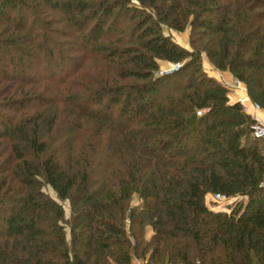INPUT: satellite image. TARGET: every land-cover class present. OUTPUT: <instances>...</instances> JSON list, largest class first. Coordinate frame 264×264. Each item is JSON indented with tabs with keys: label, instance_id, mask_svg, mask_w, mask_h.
<instances>
[{
	"label": "trees",
	"instance_id": "trees-1",
	"mask_svg": "<svg viewBox=\"0 0 264 264\" xmlns=\"http://www.w3.org/2000/svg\"><path fill=\"white\" fill-rule=\"evenodd\" d=\"M204 53L264 109V0H0V264H264V139Z\"/></svg>",
	"mask_w": 264,
	"mask_h": 264
},
{
	"label": "crops",
	"instance_id": "crops-1",
	"mask_svg": "<svg viewBox=\"0 0 264 264\" xmlns=\"http://www.w3.org/2000/svg\"><path fill=\"white\" fill-rule=\"evenodd\" d=\"M210 68V74L217 80L223 82L230 89V102H241L246 113L251 115L254 119L264 122V109L257 107V105L251 100L246 85L237 81L230 70L222 71L216 69L215 67H213V69L212 67ZM152 234L153 230L149 227L147 229V237L150 238ZM131 264H148V261L147 259L133 258Z\"/></svg>",
	"mask_w": 264,
	"mask_h": 264
},
{
	"label": "rangeland",
	"instance_id": "rangeland-1",
	"mask_svg": "<svg viewBox=\"0 0 264 264\" xmlns=\"http://www.w3.org/2000/svg\"><path fill=\"white\" fill-rule=\"evenodd\" d=\"M164 32L167 34V35H172V37L174 38V40L179 43L181 46L191 50L192 47H191V44H190V33H191V27H187L186 31L185 32H182V33H179V32H176L174 30H171L170 28H168L167 26H164ZM202 61H203V66L205 68V70L208 72L209 75L210 74V67H215L208 59L206 53L203 54L202 56ZM160 73L163 74L169 70H171L173 67L176 66V64H172V63H169V62H165V61H160ZM211 65V66H210ZM212 76V75H211ZM263 109V108H262ZM45 190L55 199H58L55 192L52 190L51 187H45ZM213 195H208L207 196V199L206 201L208 202L209 205L211 206H214V207H219L218 209H215V211H225L226 208L230 207L231 205H234L236 203V201L238 199H240V196L238 197H232L230 198V202L226 203H220V202H223L222 200L221 201H214L213 200ZM61 203L64 205L65 209H66V215H67V218H69L71 216V206H70V203L69 201H64ZM140 203V200L138 199V196H135L134 199H133V204H139ZM221 206H223L222 208H220ZM70 234V231L68 229V236Z\"/></svg>",
	"mask_w": 264,
	"mask_h": 264
},
{
	"label": "built area",
	"instance_id": "built-area-1",
	"mask_svg": "<svg viewBox=\"0 0 264 264\" xmlns=\"http://www.w3.org/2000/svg\"><path fill=\"white\" fill-rule=\"evenodd\" d=\"M257 107H260L259 105H257ZM254 136L257 138H263L264 139V122L258 121L257 123L254 125ZM230 198L222 196V195H216L213 197L214 201H226ZM150 264V263H148Z\"/></svg>",
	"mask_w": 264,
	"mask_h": 264
},
{
	"label": "water",
	"instance_id": "water-1",
	"mask_svg": "<svg viewBox=\"0 0 264 264\" xmlns=\"http://www.w3.org/2000/svg\"><path fill=\"white\" fill-rule=\"evenodd\" d=\"M179 67H180V64H177L175 67H173L171 70H169V71H167V72L173 71V70H175V69H177V68H179Z\"/></svg>",
	"mask_w": 264,
	"mask_h": 264
},
{
	"label": "bare ground",
	"instance_id": "bare-ground-1",
	"mask_svg": "<svg viewBox=\"0 0 264 264\" xmlns=\"http://www.w3.org/2000/svg\"><path fill=\"white\" fill-rule=\"evenodd\" d=\"M231 200L230 199H228V200H226V201H223V202H220L221 204L222 203H224V202H226V203H228V202H230ZM226 210H227V208H226Z\"/></svg>",
	"mask_w": 264,
	"mask_h": 264
}]
</instances>
